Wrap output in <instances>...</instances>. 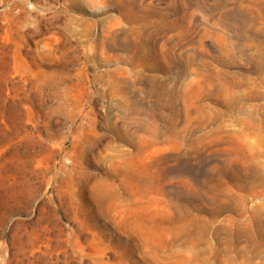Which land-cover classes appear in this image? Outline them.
Masks as SVG:
<instances>
[{
    "label": "rangeland",
    "instance_id": "rangeland-1",
    "mask_svg": "<svg viewBox=\"0 0 264 264\" xmlns=\"http://www.w3.org/2000/svg\"><path fill=\"white\" fill-rule=\"evenodd\" d=\"M0 264H264V0H0Z\"/></svg>",
    "mask_w": 264,
    "mask_h": 264
}]
</instances>
